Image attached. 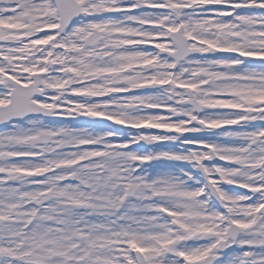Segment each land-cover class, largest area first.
<instances>
[{"label": "snow or ice", "instance_id": "obj_1", "mask_svg": "<svg viewBox=\"0 0 264 264\" xmlns=\"http://www.w3.org/2000/svg\"><path fill=\"white\" fill-rule=\"evenodd\" d=\"M0 264H264V0H0Z\"/></svg>", "mask_w": 264, "mask_h": 264}]
</instances>
